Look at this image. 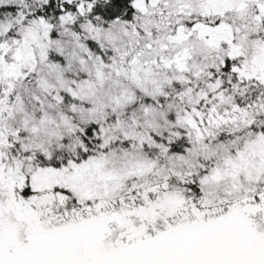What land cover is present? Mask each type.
Masks as SVG:
<instances>
[{
	"label": "snow or ice",
	"instance_id": "1",
	"mask_svg": "<svg viewBox=\"0 0 264 264\" xmlns=\"http://www.w3.org/2000/svg\"><path fill=\"white\" fill-rule=\"evenodd\" d=\"M0 264H264V0H0Z\"/></svg>",
	"mask_w": 264,
	"mask_h": 264
}]
</instances>
